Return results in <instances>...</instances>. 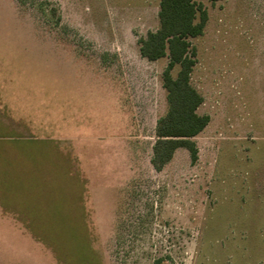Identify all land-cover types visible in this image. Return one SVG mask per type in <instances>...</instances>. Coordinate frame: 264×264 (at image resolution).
I'll use <instances>...</instances> for the list:
<instances>
[{"label":"rangeland","instance_id":"1","mask_svg":"<svg viewBox=\"0 0 264 264\" xmlns=\"http://www.w3.org/2000/svg\"><path fill=\"white\" fill-rule=\"evenodd\" d=\"M196 1L211 120L157 172L160 0H0V264H264V0Z\"/></svg>","mask_w":264,"mask_h":264},{"label":"trees","instance_id":"2","mask_svg":"<svg viewBox=\"0 0 264 264\" xmlns=\"http://www.w3.org/2000/svg\"><path fill=\"white\" fill-rule=\"evenodd\" d=\"M159 27L139 40L140 54L148 61L169 59L163 72L167 111L156 124V141L151 163L157 172L171 162L176 150L185 148L192 163L198 159L194 140L209 124V115H200L204 98L191 82L196 65V48L191 39L202 36L208 13L196 0H160ZM179 67L176 76L173 70Z\"/></svg>","mask_w":264,"mask_h":264}]
</instances>
